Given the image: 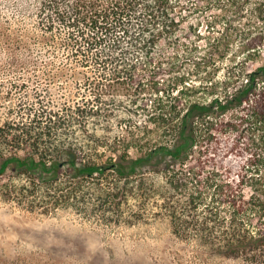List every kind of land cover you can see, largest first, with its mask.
I'll return each mask as SVG.
<instances>
[{
	"label": "trees",
	"instance_id": "1",
	"mask_svg": "<svg viewBox=\"0 0 264 264\" xmlns=\"http://www.w3.org/2000/svg\"><path fill=\"white\" fill-rule=\"evenodd\" d=\"M42 3L48 71L82 83L79 99L65 103V119L54 112L55 124L112 127L116 109L154 106L149 123L163 140L103 163L82 160L73 145L54 147V155L48 146V160L6 157L0 175L15 169L35 181L40 172L48 176L42 183L56 185L68 165L75 171L64 183L68 191L114 174L119 183L107 190L120 197L135 179L161 174L165 212L179 238L211 255L264 264V0ZM164 75L170 78L161 81ZM122 138L95 135L94 142Z\"/></svg>",
	"mask_w": 264,
	"mask_h": 264
},
{
	"label": "rangeland",
	"instance_id": "2",
	"mask_svg": "<svg viewBox=\"0 0 264 264\" xmlns=\"http://www.w3.org/2000/svg\"><path fill=\"white\" fill-rule=\"evenodd\" d=\"M44 10L42 0H0V163L12 155L48 160V146L54 155V147L68 145L82 149V160L103 163L121 150L130 148L136 157L161 142L157 126L149 123L154 106L116 109L112 127L55 124L54 112L65 119V103L79 99L82 83L48 71ZM200 18L198 13L189 16L184 32ZM200 28L205 32L204 25ZM131 117L140 121L138 127L126 121ZM130 132L142 139H133ZM117 134L122 142H94L95 135ZM18 172L0 175V264H244L204 252L174 233L161 174L135 179L126 196L117 197L119 191L107 190L119 183L114 174L84 179L81 188L68 191L64 183L75 173L68 165L58 185L42 183L48 176L40 172L36 182Z\"/></svg>",
	"mask_w": 264,
	"mask_h": 264
}]
</instances>
